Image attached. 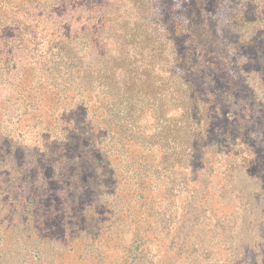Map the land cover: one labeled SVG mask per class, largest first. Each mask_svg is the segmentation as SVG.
Here are the masks:
<instances>
[{
	"label": "rangeland",
	"instance_id": "obj_1",
	"mask_svg": "<svg viewBox=\"0 0 264 264\" xmlns=\"http://www.w3.org/2000/svg\"><path fill=\"white\" fill-rule=\"evenodd\" d=\"M0 264H264V0H0Z\"/></svg>",
	"mask_w": 264,
	"mask_h": 264
},
{
	"label": "trees",
	"instance_id": "obj_2",
	"mask_svg": "<svg viewBox=\"0 0 264 264\" xmlns=\"http://www.w3.org/2000/svg\"><path fill=\"white\" fill-rule=\"evenodd\" d=\"M117 72V71H116ZM115 71L113 72V75H117V78H116V83H118V81L120 80L121 81V74L120 75H118L117 73H116ZM171 73H172V77H174V80H173V92H171V95H172V100H177V99H179L180 97H181V92L182 91H185V84L183 83V79H182V77L179 75V73H178V70L176 69V68H173L172 67V71H171ZM131 74H129L128 75V77L126 78L127 80H128V82L129 83H131V84H133V77H131L130 76ZM118 80V81H117ZM143 81V80H142ZM142 81H141V83H142ZM147 82V78L144 80V84ZM177 94V95H176ZM178 96H179V98H178ZM186 98H187V96L185 97V100H186ZM185 105H186V103H185ZM185 105H179V104H176V105H173L172 106V109H177V108H179L180 110H182L183 111V113L185 114V115H188V116H190V112L188 111L189 109H188V107L186 108L185 107ZM190 106V105H189ZM187 116V117H188ZM193 144V143H192ZM192 144H191V146H192Z\"/></svg>",
	"mask_w": 264,
	"mask_h": 264
}]
</instances>
